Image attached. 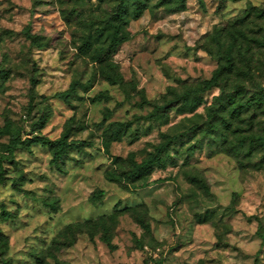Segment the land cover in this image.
Masks as SVG:
<instances>
[{
    "label": "rangeland",
    "instance_id": "obj_1",
    "mask_svg": "<svg viewBox=\"0 0 264 264\" xmlns=\"http://www.w3.org/2000/svg\"><path fill=\"white\" fill-rule=\"evenodd\" d=\"M119 1L0 0V127L22 140L68 131L74 143L59 168L37 141L10 156L0 134V264H264V148L238 142L264 134V111L233 116L228 103L264 88V0H186L180 11L150 0L137 18L128 5L111 56L122 87L93 58ZM246 12L237 26L251 42L220 84L148 117L210 78L219 52L209 36ZM72 82L75 92L57 97ZM100 92L108 98L95 99ZM117 123L121 136L106 150ZM165 133L177 138L162 163L128 172L129 157L140 162Z\"/></svg>",
    "mask_w": 264,
    "mask_h": 264
},
{
    "label": "trees",
    "instance_id": "obj_2",
    "mask_svg": "<svg viewBox=\"0 0 264 264\" xmlns=\"http://www.w3.org/2000/svg\"><path fill=\"white\" fill-rule=\"evenodd\" d=\"M149 2L150 0H120L116 11L109 17V19L105 22V26L102 28L103 32L107 33L108 45L107 47L101 46L97 50L95 49L93 51V58L100 63V73L111 85H119L121 87L124 86V80L119 71V67L111 58L115 50L125 41V38L120 35V24L125 21L124 13H126V11L129 9V5L131 7L132 16L137 18L142 14L143 10L147 8ZM199 2H201V0H199ZM225 2L226 0H219V3L222 7L224 6ZM153 6L155 8L163 7L167 11H180L185 9L186 0H156ZM247 14L248 13L246 12V14L242 15L241 17L235 18L231 23H228V21L224 22L225 25H229V28L226 29L225 33L222 31L224 28L219 29L216 26L209 36L210 42L216 45L217 51L219 52L218 67L211 74L210 78L202 81L200 86L188 89L181 94H174V97L171 100L166 101L164 104H155L153 109L147 115L148 117H156L159 113L165 112L169 104L172 102L180 101L183 105H191L193 99H195L199 93L212 87H216L220 84L222 76L227 72V70H230L235 66L233 53L236 50L240 51L243 44H246L248 47L251 42L247 39L245 34H243L241 28L237 26L238 24L244 22ZM262 14L264 15V8L259 10L258 13H256V16H262ZM102 30L99 32L101 33ZM255 42L261 45L260 41L257 39H255ZM211 43H208L209 47H206V50L209 54L213 53ZM87 46L89 47L90 44ZM2 72L3 71L0 70V73ZM75 89V83L72 82L68 89L58 92L57 97L66 101L69 95L75 92ZM94 98L107 99L108 95L106 93L100 92L95 95ZM143 102L146 104H152V102L145 98L143 99ZM228 103L233 104L231 109V114L233 116L235 114H240L242 110H247L250 107L264 111V88L259 87L253 96L247 98L244 102H236L233 98H230ZM216 114L217 111L211 108L210 112L207 114V117L212 119L216 117ZM220 120L221 123L225 122L224 117H221ZM121 130V123H117L116 126L109 132V137L102 139L103 147L106 150H108L112 141L118 140L120 138ZM0 134H7L9 136L7 149L10 156L20 143H25V141L30 140L37 141L49 147L52 154L51 162L58 167L60 166L61 162L66 160L69 148L74 145V143L67 141L68 131H65L60 138L54 141L40 136H33L22 140L19 133L12 132L7 126L0 127ZM176 138V135L165 133L163 134L162 140L155 144L152 150L148 151L140 162H137L132 157H129L131 169L128 172H130L133 176H137L138 174L148 172L154 166L161 164L163 161V154L168 150L171 142ZM245 141L255 143L256 145L264 148V134L251 133L246 135L244 138H239L238 140L240 145L244 144ZM1 215L3 217H7L9 214L8 212L3 211ZM102 237L107 243H109V237L106 234H103ZM53 264L63 263L56 260Z\"/></svg>",
    "mask_w": 264,
    "mask_h": 264
}]
</instances>
